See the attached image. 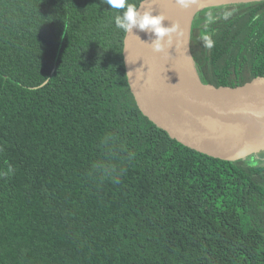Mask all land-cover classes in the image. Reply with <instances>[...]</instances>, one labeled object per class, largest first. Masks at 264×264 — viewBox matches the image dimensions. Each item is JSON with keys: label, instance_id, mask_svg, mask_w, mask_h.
<instances>
[{"label": "trees", "instance_id": "1", "mask_svg": "<svg viewBox=\"0 0 264 264\" xmlns=\"http://www.w3.org/2000/svg\"><path fill=\"white\" fill-rule=\"evenodd\" d=\"M122 11L0 0V264H264V165L142 113ZM190 49L206 84L264 77V0L202 8Z\"/></svg>", "mask_w": 264, "mask_h": 264}, {"label": "water", "instance_id": "2", "mask_svg": "<svg viewBox=\"0 0 264 264\" xmlns=\"http://www.w3.org/2000/svg\"><path fill=\"white\" fill-rule=\"evenodd\" d=\"M239 1L258 0H189L187 8L176 0H142L137 7L165 16V26H169L192 6ZM195 15L189 23L188 51L196 78L156 52L150 32L125 33L123 58L131 92L142 113L179 143L224 160L252 153L264 139V77L237 87L204 83L190 49Z\"/></svg>", "mask_w": 264, "mask_h": 264}, {"label": "clouds", "instance_id": "3", "mask_svg": "<svg viewBox=\"0 0 264 264\" xmlns=\"http://www.w3.org/2000/svg\"><path fill=\"white\" fill-rule=\"evenodd\" d=\"M101 2L107 4L111 9L123 10L121 14L115 17L114 23L126 34H132L134 29L153 34L156 39L152 46L158 53L165 51L166 38L168 45H171L173 34H177L179 38L183 35L182 32L178 31V25L165 26V16L154 15L152 11L141 12L137 5L131 3L130 0H101ZM176 3L187 8L189 0H176ZM203 41L205 47L211 48L213 46L210 37L204 36Z\"/></svg>", "mask_w": 264, "mask_h": 264}, {"label": "bare ground", "instance_id": "4", "mask_svg": "<svg viewBox=\"0 0 264 264\" xmlns=\"http://www.w3.org/2000/svg\"><path fill=\"white\" fill-rule=\"evenodd\" d=\"M201 8L195 5L180 12L177 15L176 21L172 25L167 26L172 27L173 25H178V31L182 32L183 35L179 38L177 34H173L171 45H168L166 38L165 51L162 52L177 68L193 78H196V73L188 51L189 23ZM155 39L156 37H154Z\"/></svg>", "mask_w": 264, "mask_h": 264}, {"label": "rangeland", "instance_id": "5", "mask_svg": "<svg viewBox=\"0 0 264 264\" xmlns=\"http://www.w3.org/2000/svg\"><path fill=\"white\" fill-rule=\"evenodd\" d=\"M261 149H260V148ZM252 149V154L257 153L256 157L251 156V152H245L241 157L246 163L264 165V139L260 141V145Z\"/></svg>", "mask_w": 264, "mask_h": 264}]
</instances>
